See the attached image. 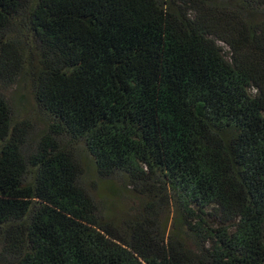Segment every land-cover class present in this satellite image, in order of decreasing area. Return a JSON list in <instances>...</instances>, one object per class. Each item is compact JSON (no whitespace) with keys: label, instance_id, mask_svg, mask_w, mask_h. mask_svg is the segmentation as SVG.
Segmentation results:
<instances>
[{"label":"trees","instance_id":"16d2710c","mask_svg":"<svg viewBox=\"0 0 264 264\" xmlns=\"http://www.w3.org/2000/svg\"><path fill=\"white\" fill-rule=\"evenodd\" d=\"M0 264H264V0H0Z\"/></svg>","mask_w":264,"mask_h":264},{"label":"rangeland","instance_id":"374dc122","mask_svg":"<svg viewBox=\"0 0 264 264\" xmlns=\"http://www.w3.org/2000/svg\"><path fill=\"white\" fill-rule=\"evenodd\" d=\"M228 51V47H226ZM4 92L14 106L19 115L28 118L38 130L44 128V123L38 119L36 114L35 102L30 86L27 82L21 81L17 85L6 87ZM83 151V148H82ZM85 167L88 168L87 185L95 195L96 199L104 204H111L119 213H130L139 205V202L134 198L130 191H124V185L121 180L115 179L111 181L103 180L97 177L95 169L90 164L88 159L82 156ZM126 190H129L126 188ZM175 218L173 207L164 208L161 216L163 224L168 231L172 229ZM209 223L217 227L220 221L216 216H207ZM190 242V241H189Z\"/></svg>","mask_w":264,"mask_h":264}]
</instances>
